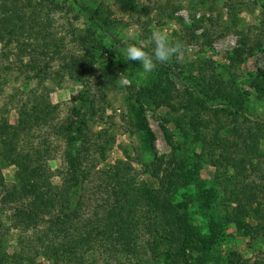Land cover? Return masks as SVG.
<instances>
[{
  "label": "rangeland",
  "instance_id": "obj_1",
  "mask_svg": "<svg viewBox=\"0 0 264 264\" xmlns=\"http://www.w3.org/2000/svg\"><path fill=\"white\" fill-rule=\"evenodd\" d=\"M80 1L106 21L102 29L72 0H0L1 19L10 15L15 20L39 7V25L48 24L46 31L60 44L59 54L51 60L37 56L39 46L34 42L31 46L12 42L7 57L0 52V131H10L17 123L20 104L48 100L52 109L48 118L29 128L20 124L10 133L12 144L55 185L62 184L71 147L81 148V184L66 192L68 202L62 199L41 214L54 215L65 203L72 207L69 220L63 218L53 230L58 234L66 224L70 236L81 232L86 237L71 264H230L231 259L264 264V230L257 229L250 238L244 226L233 221L241 190L247 192L248 209L260 203L264 217V93L257 94L249 84L264 72V0ZM157 29L183 43L184 62L168 61L182 78L160 72L159 62L152 73L143 74L138 62L126 60L124 41L133 35L136 41H146ZM1 46L0 42V51ZM62 56L75 59L78 74L60 67ZM121 73L132 81L130 85L119 84ZM212 74L226 88L242 93L235 101L238 113L227 110L221 97L211 95L212 89L209 97L200 92L209 98L206 107H195L199 93L192 82L197 79L199 89L204 85L201 76L210 80ZM256 79L264 84V79ZM153 81L167 93L173 108L138 99L141 86L149 87ZM139 111L148 136L138 125ZM68 119L86 123L80 140L74 133L67 136L54 130ZM256 127L261 138L251 151L237 134L243 132L247 142L250 128ZM177 162L185 165L189 182L177 187L172 200L180 192L192 193L187 223L201 234L218 230L211 245L186 248L185 254L179 250L182 237H174L163 216L172 205L161 190L163 173ZM0 171L2 189L20 188L16 165L0 157ZM227 176L234 181L227 183L223 178ZM13 209L7 205L0 212V240L11 257L9 264H24L35 255L46 262L37 255L46 223L39 220L38 228L23 229ZM149 226L156 231L155 256L147 248ZM86 229L92 232L89 239ZM59 237L64 239V234Z\"/></svg>",
  "mask_w": 264,
  "mask_h": 264
},
{
  "label": "trees",
  "instance_id": "obj_2",
  "mask_svg": "<svg viewBox=\"0 0 264 264\" xmlns=\"http://www.w3.org/2000/svg\"><path fill=\"white\" fill-rule=\"evenodd\" d=\"M72 2L80 11L88 13L89 20L92 23L101 29L104 27L106 21L98 17L97 13L91 7L87 6L80 0H72ZM43 5L44 4L41 2L40 7H43ZM40 13L41 12H39L38 7L33 8L30 12H25L22 15L16 16L15 20L11 19L10 15H3V18H0V42L3 46H1L2 49L0 52L2 56L7 57L6 49L12 42H14L16 45L29 46H31L34 42V45L39 46L37 56H41L42 58H45L46 56V58H48L47 60H51L59 54L58 47L60 44L54 40L52 34L46 31V25L48 24H43L42 26L39 25V20L42 19L40 18ZM51 45L55 48L52 49ZM21 52H23V50H21L18 54V59L21 58ZM62 58L63 62L60 67L65 69L67 74L73 75V72L78 74V68L75 59L71 57L66 60V57L64 56H62ZM45 62L47 63L48 61ZM208 62L213 64L210 60ZM74 63L76 65H74ZM4 68H9V66L6 65ZM0 69H3V67H0ZM160 72H169L178 78H182L180 73L176 71V68L173 66V64L169 62L163 64L160 63ZM201 77L204 80L203 87H199V89L196 88L195 85L198 82L197 79L195 82H192L195 83L192 89L199 93V97H197L195 100V107H206L207 102H209V94H211L209 92L212 89L213 94L211 95H213V97H221L222 102L224 103V106H226L227 110L235 113L240 111V109L235 104V101L241 100L242 93L240 91L233 92V90H231L229 87L226 88L223 81L214 74H212L210 80H208L205 75H202ZM256 78L264 79V72L260 71L259 74L256 75V77H254V79H252L249 83L254 92L261 95L264 93V84H262ZM151 84L152 85L149 87L146 85L141 86V88L137 91L138 99L141 101V98H143L144 102L149 104L153 103L156 107L163 104L173 108L169 97L165 95L167 93L163 92L164 90L159 88V83L157 81H153ZM160 92L163 93L160 94ZM200 92L206 94L208 97H203ZM49 104L50 103L48 100L46 101L38 99H30L27 101V103L24 102L20 104L18 107V121L14 126L11 127L10 131H17L20 124H25L29 128L32 126L33 122H38L39 120L41 121V119L44 117L48 118L46 114L52 113V109ZM137 118L138 125L142 130L145 131V133H147L148 136L149 132L147 124L145 119L141 116L140 111L137 113ZM85 127L86 123L84 121H79L77 123L72 119H68L58 125H55L54 130L62 135L67 136H70V134L74 133L80 140L83 137ZM256 128V131L250 128L251 133H249L247 142L243 132L237 134V139H241L243 147L247 146L251 149V151L257 149V142L259 138H261V135L258 133V131L261 129H259L260 127ZM10 131H0V141L3 142V148L0 150V157H3L10 164L16 165L17 174L21 180V186L19 189H2V174L0 171V190L3 193L0 197V212H2L7 205H11L12 208H14V213L16 214L17 224L23 229H29L31 227L35 228L39 220H42L44 223H46V229L45 231H42V234L39 238V241L42 243V248L39 254H37L46 259V262L37 260L38 257L35 255L30 259H26L24 264H71V262H73V258H76L75 256L77 252L75 250H81L86 244V237L82 235L81 232H77L76 234H72L70 236L71 228L67 227L68 225L66 224H63V228H59L57 231L58 234L53 232V230L55 227H57L56 224L62 221L63 218H65V220H69L72 207L68 205V203L61 204V208L58 209L56 214H50L47 217H43V215L47 213V209L53 208L56 202H61L62 199L65 200V202H68L66 192L70 188L72 190L73 187L79 186V184H81V175L83 173L81 148L77 145L71 147V151L68 152V168L65 175L63 176V180L61 182L62 184L55 185L49 182L42 168H40L38 165H33L12 144L13 138L11 137L12 134ZM164 135L167 141L172 144L171 135L168 134L165 129ZM9 140L11 144L7 145V141ZM184 166L185 165L182 162H177L174 164L173 168L166 170L163 173L164 179L162 180L163 185L161 190H163V193L166 194V196L171 200L173 199V193L177 190V187L179 185H187L189 182L188 175L184 170ZM223 178H225L227 183L228 181H234L230 176ZM241 191L242 192H239L241 195L236 201V211L234 213L233 221H235L237 225H240V227L243 225L244 234L248 235L250 238H253L256 235L255 233H257V229L264 230V217L262 211L260 210L261 204L257 203L256 207L249 210L247 207L249 203L245 200L247 192L246 190ZM191 200H193L192 193H187L184 191L180 192L178 198L172 200V205L169 211L163 214V216H167L168 226L173 227L171 231L173 232L174 237H182L179 247V250H181L182 254H185L186 248H204L208 245H211L213 240L217 238L218 235L217 229H213V232L210 234H201L199 231H197L196 226L194 227L187 223L185 218L187 217V208ZM247 217L257 220L256 223H244V218ZM36 230L38 231V229ZM86 231L88 232L89 239L92 232L88 231V229H86ZM147 232L149 234L147 248L151 255L155 256L158 251L156 231L152 226H149L147 228ZM60 234H62V237L64 234V239L59 237ZM56 235H58V242L56 240ZM189 235L192 236L190 239L188 238ZM229 261L230 264H240L239 261L236 262L234 259ZM10 262L11 257L3 248L0 240V264H9Z\"/></svg>",
  "mask_w": 264,
  "mask_h": 264
},
{
  "label": "clouds",
  "instance_id": "obj_3",
  "mask_svg": "<svg viewBox=\"0 0 264 264\" xmlns=\"http://www.w3.org/2000/svg\"><path fill=\"white\" fill-rule=\"evenodd\" d=\"M124 43L126 47L123 52L126 60L138 62L143 74L152 73L158 62L163 64L174 58L176 62L183 63L185 59L183 43L175 40L162 29L152 31L146 41H136L133 35ZM147 47H151V52L145 50ZM118 78V82L122 86L132 83L124 73H121Z\"/></svg>",
  "mask_w": 264,
  "mask_h": 264
}]
</instances>
